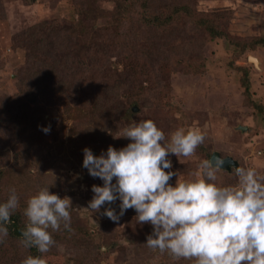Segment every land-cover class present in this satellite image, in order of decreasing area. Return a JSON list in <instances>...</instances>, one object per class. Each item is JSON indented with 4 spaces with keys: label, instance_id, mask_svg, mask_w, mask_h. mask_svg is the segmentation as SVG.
Instances as JSON below:
<instances>
[{
    "label": "rangeland",
    "instance_id": "374dc122",
    "mask_svg": "<svg viewBox=\"0 0 264 264\" xmlns=\"http://www.w3.org/2000/svg\"><path fill=\"white\" fill-rule=\"evenodd\" d=\"M149 4L163 25L148 22L140 0H0V202L14 186L24 221L40 187L71 197L73 230L53 233L49 264H194L144 244L151 226L132 208L118 222L86 208L102 180L82 166V150L125 146L132 120H154L166 138L178 127L206 134L192 156L170 154L181 179L216 151L264 175V44L249 49L264 39V0ZM174 10L182 12L171 22ZM43 26L52 43L37 52L32 35ZM38 55L47 57L33 67ZM217 182L236 184L234 166ZM30 254L9 231L0 241V264Z\"/></svg>",
    "mask_w": 264,
    "mask_h": 264
},
{
    "label": "clouds",
    "instance_id": "9594fccd",
    "mask_svg": "<svg viewBox=\"0 0 264 264\" xmlns=\"http://www.w3.org/2000/svg\"><path fill=\"white\" fill-rule=\"evenodd\" d=\"M42 131L48 133L50 126ZM122 133L130 141L123 147L109 145L99 155L89 147L82 150V166L102 180L91 186L87 209L100 212L103 207L101 214L118 222L132 208L139 223L151 226L144 244L173 258H195L194 264H264V175L234 165L237 183L221 185L217 174L225 160L213 155L181 179L170 154L192 156L205 141L201 129L178 127L166 138L154 120L141 119L132 120ZM18 206L13 186L0 202V241ZM72 210L71 197L61 198L47 185L28 197L20 243L35 247L39 255L30 254L20 264H49L44 254L56 243L53 233L61 226L73 230ZM105 250L102 245L100 251Z\"/></svg>",
    "mask_w": 264,
    "mask_h": 264
},
{
    "label": "trees",
    "instance_id": "16d2710c",
    "mask_svg": "<svg viewBox=\"0 0 264 264\" xmlns=\"http://www.w3.org/2000/svg\"><path fill=\"white\" fill-rule=\"evenodd\" d=\"M133 1H139V0H133ZM140 1L143 2V7H144L145 12H148L150 10L151 13L153 14V16L151 17V19L148 20V22L152 23V24L160 25V26L163 25L162 24V22H163L162 21V16H157L154 12H152V7L149 4L150 0L149 1L148 0H140ZM119 7H120V5H119ZM173 12H174V17H172V16L169 17V18H171V22L178 20V16L182 12V10H174ZM151 13H149V14H151ZM165 18H166V21H168V17H165ZM159 20H161V21H159ZM44 28H45L44 26L42 28H37L36 33L34 35H32V37H35L34 38V40H35V48H34V50L36 49L37 52L41 51L39 49H41L42 47H44V48L46 47L47 49H49V47H48L49 44H46V43H52L50 35H49L51 33L49 31V28H47L45 30L46 33H44V32L42 33L40 31L41 29H44ZM210 30H211L212 37H214V38H220L221 37L222 34L220 33V31H217L216 28L212 27V28H210ZM52 32H54V31H52ZM34 40L32 39V41H34ZM250 43H251L252 47L249 46V49L250 48H257L261 44H264V39H260V40L259 39L258 40L255 39L254 41H251ZM32 44L33 43L30 41L29 45H32ZM38 56H39V58L42 57L41 58V62L39 64H37V65L35 64L33 67H36V66L41 67V66H43V62L42 61L45 60L46 57H47V56H41V55H38ZM39 72L40 71H38L37 73H39ZM37 80H39L38 77L37 78L33 77L31 79V82H36ZM243 86L245 88L246 94L250 96V85H249L248 73L247 72H244ZM220 155H221V153H220ZM221 157H222V155H221ZM9 171H10V169L7 170V173H9ZM23 172H25V171H23ZM7 173H6V175H8ZM13 173H15V172H13ZM13 173H12V177H13ZM16 175H19V174L16 173ZM12 177H10V181L12 180ZM10 183L12 185H14L13 182H10ZM25 224H26V220L23 221V219L20 217V214H18V213H16L14 211L12 213L11 217H10V221L7 224V227H8L9 232H11L14 236H16V237L21 239L22 238L21 237V230L25 227ZM30 253L32 255H39L38 252H37V249L35 247H31L30 248Z\"/></svg>",
    "mask_w": 264,
    "mask_h": 264
},
{
    "label": "water",
    "instance_id": "95a60500",
    "mask_svg": "<svg viewBox=\"0 0 264 264\" xmlns=\"http://www.w3.org/2000/svg\"><path fill=\"white\" fill-rule=\"evenodd\" d=\"M213 155L221 156L220 153L217 151L212 154L211 158L213 157ZM224 160H225V164H224L223 169L229 170L231 166L237 165V162L234 161L231 157H226V158H224Z\"/></svg>",
    "mask_w": 264,
    "mask_h": 264
},
{
    "label": "bare ground",
    "instance_id": "6f19581e",
    "mask_svg": "<svg viewBox=\"0 0 264 264\" xmlns=\"http://www.w3.org/2000/svg\"><path fill=\"white\" fill-rule=\"evenodd\" d=\"M252 60V59H251ZM255 62V61H254Z\"/></svg>",
    "mask_w": 264,
    "mask_h": 264
}]
</instances>
